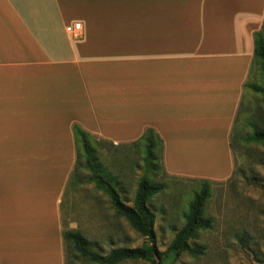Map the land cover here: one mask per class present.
Returning <instances> with one entry per match:
<instances>
[{"label":"crops","instance_id":"0c3cea01","mask_svg":"<svg viewBox=\"0 0 264 264\" xmlns=\"http://www.w3.org/2000/svg\"><path fill=\"white\" fill-rule=\"evenodd\" d=\"M263 19L264 0H0V264H64L74 124L112 147L151 128L165 175L230 178Z\"/></svg>","mask_w":264,"mask_h":264},{"label":"rangeland","instance_id":"374dc122","mask_svg":"<svg viewBox=\"0 0 264 264\" xmlns=\"http://www.w3.org/2000/svg\"><path fill=\"white\" fill-rule=\"evenodd\" d=\"M254 131L264 132V72L257 60L252 63L231 131L233 174L227 180L209 183L210 195L203 215L212 220V226L191 242L202 248L200 256H164L174 234L184 224L189 203L200 184L165 175L163 163H158L156 170L149 168L139 143L112 147L91 139L104 176L128 205L141 177L164 184V189L148 201L155 215L154 242L140 237L124 218L115 214L108 197L90 181L83 165L75 171H83L85 182L75 192L79 198L73 206L76 216L62 218V230L79 231L101 255L114 248L146 245L145 260L118 264H157L156 251L163 254L164 264H264V146L247 142L246 137ZM63 249L64 264H93L76 255L70 245L64 244Z\"/></svg>","mask_w":264,"mask_h":264},{"label":"trees","instance_id":"16d2710c","mask_svg":"<svg viewBox=\"0 0 264 264\" xmlns=\"http://www.w3.org/2000/svg\"><path fill=\"white\" fill-rule=\"evenodd\" d=\"M253 41V61L257 60L261 71L264 72V19L261 30L253 35ZM72 133L76 150L74 171L83 165V168L89 173L90 181L108 197L115 214L124 218L140 237L153 243L155 240V215L149 208L148 201L164 189V184L151 183L147 177H141L137 183L131 205H128L122 200L115 185L104 176L98 163L97 151L91 143L93 137L76 124L72 126ZM246 140L249 143L264 146V132L254 131L246 137ZM136 143L142 145L145 154L144 160L149 168L154 170L158 163L162 164L163 142L153 129L146 128ZM198 183L200 187L189 203L184 224L174 234L164 252L166 257L179 256L181 253H187L194 257L202 254V248L193 246L191 242L197 239L198 233L206 231L212 226V220L203 215L210 195V182L202 180ZM62 239L64 244L71 246L76 255L93 264H118L125 261H143L146 258V245L137 248H114L108 254L101 255L92 249L88 240L79 231L63 230ZM156 256L159 260L157 264H164L163 254L156 251Z\"/></svg>","mask_w":264,"mask_h":264},{"label":"built area","instance_id":"2783aa9c","mask_svg":"<svg viewBox=\"0 0 264 264\" xmlns=\"http://www.w3.org/2000/svg\"><path fill=\"white\" fill-rule=\"evenodd\" d=\"M80 24L79 23H75L73 24L72 28L70 29V34L73 36V37H76L77 36V33L80 31Z\"/></svg>","mask_w":264,"mask_h":264}]
</instances>
